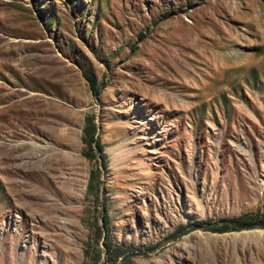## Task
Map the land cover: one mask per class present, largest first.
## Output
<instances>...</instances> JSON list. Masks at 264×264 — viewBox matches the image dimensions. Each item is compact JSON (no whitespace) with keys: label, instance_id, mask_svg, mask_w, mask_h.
I'll return each instance as SVG.
<instances>
[{"label":"rangeland","instance_id":"1","mask_svg":"<svg viewBox=\"0 0 264 264\" xmlns=\"http://www.w3.org/2000/svg\"><path fill=\"white\" fill-rule=\"evenodd\" d=\"M262 208L264 0H0V264H264Z\"/></svg>","mask_w":264,"mask_h":264},{"label":"trees","instance_id":"2","mask_svg":"<svg viewBox=\"0 0 264 264\" xmlns=\"http://www.w3.org/2000/svg\"><path fill=\"white\" fill-rule=\"evenodd\" d=\"M85 79L88 81L89 86L94 93V95L99 94V88L97 86L96 80L89 74L84 73ZM96 135V126L93 122V119L90 117L85 118V126L83 128L82 142L92 150L93 146H100L99 140L95 139ZM196 227H201V223L198 222ZM253 228L264 229V208L259 210L254 214H246L233 218L230 220H224L219 223L208 226L212 232L225 233L230 231H240L248 230ZM196 229V228H193ZM187 230L183 226L177 228V230L169 236V239L176 240L182 235L186 234ZM108 257H112V261H116L117 258L121 257L124 254L123 248H111L107 243L105 244Z\"/></svg>","mask_w":264,"mask_h":264}]
</instances>
